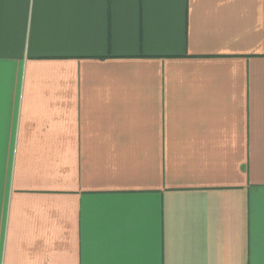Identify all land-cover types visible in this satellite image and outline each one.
Instances as JSON below:
<instances>
[{
  "label": "crops",
  "instance_id": "obj_1",
  "mask_svg": "<svg viewBox=\"0 0 264 264\" xmlns=\"http://www.w3.org/2000/svg\"><path fill=\"white\" fill-rule=\"evenodd\" d=\"M0 264H264V0H0Z\"/></svg>",
  "mask_w": 264,
  "mask_h": 264
}]
</instances>
